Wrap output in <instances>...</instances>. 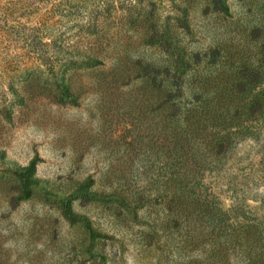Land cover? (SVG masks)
<instances>
[{"label":"rangeland","instance_id":"obj_1","mask_svg":"<svg viewBox=\"0 0 264 264\" xmlns=\"http://www.w3.org/2000/svg\"><path fill=\"white\" fill-rule=\"evenodd\" d=\"M226 3L0 0V264L264 254V107L216 128L232 136L215 153L201 132L225 95L264 89V0ZM177 184L212 220L179 212Z\"/></svg>","mask_w":264,"mask_h":264},{"label":"trees","instance_id":"obj_2","mask_svg":"<svg viewBox=\"0 0 264 264\" xmlns=\"http://www.w3.org/2000/svg\"><path fill=\"white\" fill-rule=\"evenodd\" d=\"M210 3L212 5L213 10L227 13L228 7L226 0H210ZM256 67L252 66L246 67V70H240L236 72L233 89H237L239 85H241V82H249L251 85V82L257 78H262L261 72H256ZM246 75V76H245ZM59 89L55 91V96L59 101L68 100L71 97V93L69 91L68 85L60 82L58 85ZM238 91H234V93H229L226 97V95L223 97L221 104L218 103L217 105L213 104V106H210V109L207 111V117L204 119V125L203 129L201 130L202 133H205L207 136H211L212 140L208 142V145L210 146L209 149L215 153L219 148L222 147V143L225 142L227 139H229L232 136V133L228 132L226 134L221 135L220 132L216 128H223V129H229L230 127H233L232 121L235 122V120L238 119L237 113H245L247 110L250 112L252 108L258 107H264V89L256 92L251 96L249 101L243 105L241 98L238 96ZM240 108H242L243 111H240ZM235 111V113H233ZM211 122V123H206ZM214 124V125H213ZM213 127L214 130L207 131V127ZM36 165V159H32L29 162V165L26 167V170L32 171V169ZM29 195L27 189H24V192L21 196V198L25 199ZM188 198V195L183 191V189L177 184V207H180L181 213H185L186 217H189L192 212L195 213H204L206 215L205 220H212L207 217L209 215V212H213L215 207H208L207 204L201 201H194L192 204H186V199ZM191 208V209H190ZM63 213L66 217H72V213L68 206H63L62 208ZM188 212V214L186 213ZM194 213V214H195ZM213 216V215H212ZM259 238V233L256 230H251L247 236V241H250L251 239L253 241H256ZM235 242L239 243V239ZM231 243L228 242L227 245H224L223 248L224 254L221 259L211 261H204V260H198L195 259V264H232L229 262L228 258V249H233L235 244L237 243ZM239 246V245H238ZM206 262V263H204ZM99 264V262L97 263ZM244 264H264V254H260L259 256H248V259L246 263Z\"/></svg>","mask_w":264,"mask_h":264}]
</instances>
